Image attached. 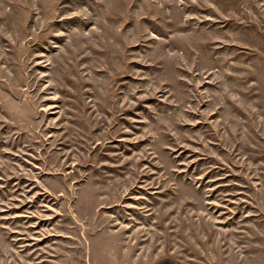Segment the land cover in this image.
<instances>
[{
	"label": "rangeland",
	"instance_id": "rangeland-1",
	"mask_svg": "<svg viewBox=\"0 0 264 264\" xmlns=\"http://www.w3.org/2000/svg\"><path fill=\"white\" fill-rule=\"evenodd\" d=\"M0 264H264V0H0Z\"/></svg>",
	"mask_w": 264,
	"mask_h": 264
}]
</instances>
